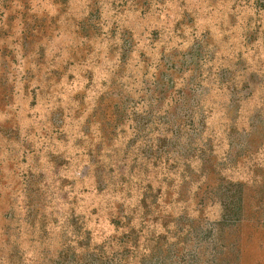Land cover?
Returning <instances> with one entry per match:
<instances>
[{
	"label": "rangeland",
	"instance_id": "obj_1",
	"mask_svg": "<svg viewBox=\"0 0 264 264\" xmlns=\"http://www.w3.org/2000/svg\"><path fill=\"white\" fill-rule=\"evenodd\" d=\"M0 264H264V0H0Z\"/></svg>",
	"mask_w": 264,
	"mask_h": 264
}]
</instances>
